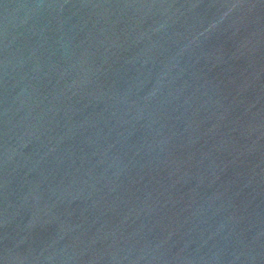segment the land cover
Returning <instances> with one entry per match:
<instances>
[{"label": "water", "instance_id": "obj_1", "mask_svg": "<svg viewBox=\"0 0 264 264\" xmlns=\"http://www.w3.org/2000/svg\"><path fill=\"white\" fill-rule=\"evenodd\" d=\"M0 264H264V0H0Z\"/></svg>", "mask_w": 264, "mask_h": 264}]
</instances>
